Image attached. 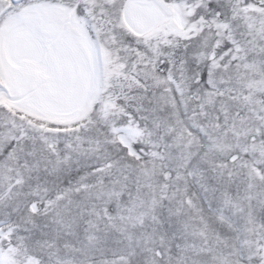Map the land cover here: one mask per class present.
Segmentation results:
<instances>
[{
	"label": "snow or ice",
	"instance_id": "snow-or-ice-1",
	"mask_svg": "<svg viewBox=\"0 0 264 264\" xmlns=\"http://www.w3.org/2000/svg\"><path fill=\"white\" fill-rule=\"evenodd\" d=\"M0 264H264V0H0Z\"/></svg>",
	"mask_w": 264,
	"mask_h": 264
}]
</instances>
